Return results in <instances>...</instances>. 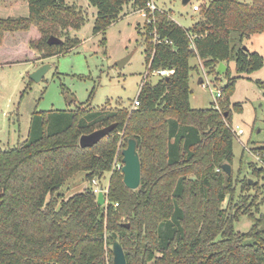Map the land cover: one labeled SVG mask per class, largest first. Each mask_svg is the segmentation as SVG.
<instances>
[{"label": "trees", "instance_id": "16d2710c", "mask_svg": "<svg viewBox=\"0 0 264 264\" xmlns=\"http://www.w3.org/2000/svg\"><path fill=\"white\" fill-rule=\"evenodd\" d=\"M27 2L29 16L0 18V61L8 38L14 43L17 36L37 61L81 44L71 36L86 24L80 6L65 0ZM131 2L89 0L98 10L95 34L104 33ZM148 2L135 0V6L143 10ZM152 19L144 25L147 67L174 73L144 83L139 107L36 112L28 140L0 150V264H106V246L116 242L127 264H264V215L255 218L264 167L249 163L252 178L247 179L223 170L235 156L230 108L235 79L228 76L220 109L196 110L190 104V75L197 69L192 59L211 72L232 60L239 75L264 67L261 55L232 47L231 38L233 31L241 42L264 33V0H212L192 30L162 11ZM51 37L62 43L49 45ZM258 84L264 88V82ZM114 123L117 128L97 145L80 146L81 136ZM130 139L137 141L142 164L137 190L115 170L108 206L99 207L91 189L67 200L59 196L76 174L86 173L92 181L123 163ZM254 151L264 163V146ZM242 216L255 221L245 234L236 230Z\"/></svg>", "mask_w": 264, "mask_h": 264}, {"label": "rangeland", "instance_id": "374dc122", "mask_svg": "<svg viewBox=\"0 0 264 264\" xmlns=\"http://www.w3.org/2000/svg\"><path fill=\"white\" fill-rule=\"evenodd\" d=\"M152 1L176 24L185 30H192L204 5L212 0H190L187 5H184V0ZM243 1L251 3V0ZM65 2L80 6L86 17V24L79 31L71 32L73 38L81 41L78 47L43 62L32 59V51L20 41L21 36H17V42L14 43L12 38H8L2 48L4 60L0 61V150L13 149L28 140L36 112L70 113L80 107L96 111L133 109L144 83H156L160 79L147 67L144 25L148 23V19L142 9L135 6V0L124 8L115 23L104 33L98 34L94 32L98 10L91 6L89 0ZM194 5L200 6L197 13L192 11ZM27 16V0H0V18ZM231 38L232 47L246 48L264 58V33L253 34L241 42V34L233 31ZM125 59H128L127 63L120 67L119 62ZM190 63L197 67L190 75V104L193 109H220L219 103L224 98L219 99L217 94L227 92L229 75L231 79H235L230 97L233 114L231 127L243 134L235 139L234 163L229 165L235 176L240 172L242 179L252 178L249 163L264 167L254 151V148L264 146V88L258 84L264 82V67L251 74L239 75L236 72V62L232 60L226 65V73L219 74V66L211 72L199 59H192ZM44 65L50 66L49 71L41 81H33L31 75ZM200 80H203V84H200ZM221 112L223 113L222 108ZM122 167L123 163L117 161L110 173L92 181L88 174L78 173L64 185L59 196L67 200L91 189L98 199L103 187L105 205L108 206L110 179L113 172L121 171ZM263 198L264 194L258 200L259 210L255 209V218L258 219L264 215ZM226 205L227 202L223 207ZM254 223L250 217L242 216L236 223V230L242 234L248 233ZM262 229L264 230V226ZM110 250L113 251V245L106 246V264H111L114 260Z\"/></svg>", "mask_w": 264, "mask_h": 264}, {"label": "water", "instance_id": "95a60500", "mask_svg": "<svg viewBox=\"0 0 264 264\" xmlns=\"http://www.w3.org/2000/svg\"><path fill=\"white\" fill-rule=\"evenodd\" d=\"M190 0H184V5H187ZM49 45H57L61 44L62 40L56 37H51L48 41ZM245 50H247L245 48ZM128 59H125L119 62V66L122 67L126 64ZM50 66L44 65L40 69L31 75V79L35 82H39L43 79L45 74L49 71ZM227 71V67L224 63L219 65L218 73L224 74ZM200 84H203V80H200ZM117 128V124L114 123L102 129L96 130L90 134H86L81 136L80 138V146L82 148H92L97 145L100 141L107 138L115 129ZM123 156V167L121 169L124 184L131 190H137L141 186L142 179V164L140 155L137 149V141L135 139H130L128 141V145L125 149L122 150ZM223 170L227 174H231V166L229 164L223 165ZM250 184H253V181L250 180ZM106 204V199L104 197L103 187H101L99 195H98V206H104ZM124 227L130 228V224H123ZM113 254L114 261L113 264H127L126 255L123 247L119 242L114 243L113 245Z\"/></svg>", "mask_w": 264, "mask_h": 264}, {"label": "built area", "instance_id": "2783aa9c", "mask_svg": "<svg viewBox=\"0 0 264 264\" xmlns=\"http://www.w3.org/2000/svg\"><path fill=\"white\" fill-rule=\"evenodd\" d=\"M199 10H200V6H198V5H194V6L192 7V11H193L194 13H197ZM142 11H143V14L145 15V17L148 19V23H151V22L153 21L152 17L155 15L156 12H158V11H160V10L158 9V7H157L156 4L154 3V1L149 0V2L147 3L146 8L143 9ZM148 15H149V17H148ZM154 42H155V43L159 42V41H158V38H157L156 35H155V37H154ZM153 73L161 78V77H167V76L172 75V74L174 73V71H170V70H158V71H154V72H152V74H153ZM217 97H218L219 99H221V98L223 97V93H218V94H217ZM139 106H140V102H139V100H138V98H137V100H135V102H134V107H133V109H135V108H137V107H139ZM236 132H237V131H236ZM239 134H243L242 131L237 132V136H238ZM258 158H259V157H258ZM259 160L261 161L260 158H259ZM261 162H262V161H261ZM262 163H263V162H262ZM263 164H264V163H263Z\"/></svg>", "mask_w": 264, "mask_h": 264}, {"label": "crops", "instance_id": "0c3cea01", "mask_svg": "<svg viewBox=\"0 0 264 264\" xmlns=\"http://www.w3.org/2000/svg\"><path fill=\"white\" fill-rule=\"evenodd\" d=\"M45 61V60H44ZM41 62H43V61H41Z\"/></svg>", "mask_w": 264, "mask_h": 264}]
</instances>
